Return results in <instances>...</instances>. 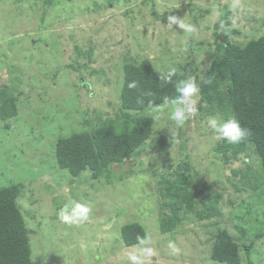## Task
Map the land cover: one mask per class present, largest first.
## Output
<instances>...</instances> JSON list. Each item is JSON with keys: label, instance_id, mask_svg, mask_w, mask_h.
<instances>
[{"label": "rangeland", "instance_id": "obj_1", "mask_svg": "<svg viewBox=\"0 0 264 264\" xmlns=\"http://www.w3.org/2000/svg\"><path fill=\"white\" fill-rule=\"evenodd\" d=\"M222 10L230 42L264 35V0H0V86L18 97L16 115L0 117V187L20 185L34 264H222L210 256L220 228L241 264H264L260 159L216 139L207 121L231 118V108L201 93ZM169 15L195 31L171 28ZM143 59L194 79L197 113L177 125L165 103L130 111L152 119L135 154L96 177L72 176L57 164V139L103 123L120 131L123 66ZM69 200L87 204L89 218L62 222ZM134 222L145 237L126 245L121 227Z\"/></svg>", "mask_w": 264, "mask_h": 264}, {"label": "trees", "instance_id": "obj_2", "mask_svg": "<svg viewBox=\"0 0 264 264\" xmlns=\"http://www.w3.org/2000/svg\"><path fill=\"white\" fill-rule=\"evenodd\" d=\"M224 19L215 23L222 27L214 39L210 65L202 79L201 93L205 101L213 97L220 104L225 100L241 127L249 129L250 135L238 144H229L234 154L248 145L252 146L260 159L264 172V35L250 39L243 46L226 39L227 11H220ZM173 82L163 84L158 79L148 59L137 63H125L120 89V108L123 126L117 131L112 123H103L87 131H80L68 137L58 138L55 143V158L61 168L72 176L89 169L92 175L102 169L119 164L132 157L138 147L150 136L152 119L130 111L140 112L146 108L165 103V99L176 96L175 83L182 80L178 71ZM137 86L130 88V82ZM227 81L222 90L218 84ZM17 94L7 85L0 86V117L8 118L17 113ZM20 185L17 183L0 187V264H34L31 257L29 231L18 206ZM163 229V228H161ZM124 243L136 244L145 237L137 222L121 227ZM251 243L242 249L250 256ZM210 256L222 264H241L238 243L225 228L213 236Z\"/></svg>", "mask_w": 264, "mask_h": 264}, {"label": "clouds", "instance_id": "obj_3", "mask_svg": "<svg viewBox=\"0 0 264 264\" xmlns=\"http://www.w3.org/2000/svg\"><path fill=\"white\" fill-rule=\"evenodd\" d=\"M167 24L172 28L173 24L178 25L183 32H194L195 28L187 23L182 22L175 15H169L167 17ZM158 73V79L163 84H169L173 82V77L176 75V68H169L167 71H160ZM130 88L137 86L136 82H130L128 85ZM176 96L168 100L165 99V104L170 106L169 118L177 125H181L188 118L189 115H195L198 111L197 103L200 88L194 79H182L175 83ZM207 126L213 130L215 137L218 140H226L231 144H238L249 136L250 130L241 127L240 122L231 117L225 120H218L216 118H209ZM91 212L90 207L87 204L69 200L59 210V218L62 222L67 224L78 223L89 218ZM145 254L151 256L152 250L146 249ZM133 259H136L135 257Z\"/></svg>", "mask_w": 264, "mask_h": 264}]
</instances>
